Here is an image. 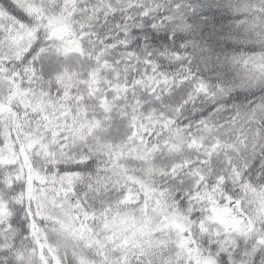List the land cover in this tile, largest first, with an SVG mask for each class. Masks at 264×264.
<instances>
[{"label": "snow or ice", "instance_id": "snow-or-ice-1", "mask_svg": "<svg viewBox=\"0 0 264 264\" xmlns=\"http://www.w3.org/2000/svg\"><path fill=\"white\" fill-rule=\"evenodd\" d=\"M0 264H264V0H0Z\"/></svg>", "mask_w": 264, "mask_h": 264}]
</instances>
